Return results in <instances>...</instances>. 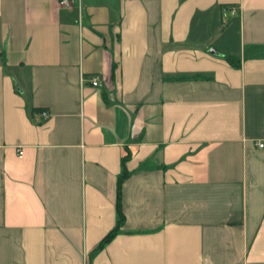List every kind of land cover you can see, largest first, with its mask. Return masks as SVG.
<instances>
[{
    "label": "crops",
    "instance_id": "0c3cea01",
    "mask_svg": "<svg viewBox=\"0 0 264 264\" xmlns=\"http://www.w3.org/2000/svg\"><path fill=\"white\" fill-rule=\"evenodd\" d=\"M260 144L264 0H0V264H264Z\"/></svg>",
    "mask_w": 264,
    "mask_h": 264
},
{
    "label": "trees",
    "instance_id": "16d2710c",
    "mask_svg": "<svg viewBox=\"0 0 264 264\" xmlns=\"http://www.w3.org/2000/svg\"><path fill=\"white\" fill-rule=\"evenodd\" d=\"M127 176L126 172L123 173V176H121V178L119 179V198H118V202H117V211H118V215H119V218H118V222H117V225L116 227L111 231L109 232L103 239L102 241L100 242V245H99V249L103 248L106 244H108L120 231L121 229V226L123 224V220H124V215H123V212H122V207H121V199H120V189H121V184L124 180V178Z\"/></svg>",
    "mask_w": 264,
    "mask_h": 264
},
{
    "label": "built area",
    "instance_id": "2783aa9c",
    "mask_svg": "<svg viewBox=\"0 0 264 264\" xmlns=\"http://www.w3.org/2000/svg\"><path fill=\"white\" fill-rule=\"evenodd\" d=\"M79 0H60V5L64 8H72L73 6H75V4L78 2ZM223 14L225 16H230V17H237L240 15V9L236 8V7H225L223 9ZM91 83L94 87L100 86V79L99 77L95 76L91 78ZM43 115L47 116V113H44ZM260 147H263V144L259 145ZM20 155L22 154V152L19 153Z\"/></svg>",
    "mask_w": 264,
    "mask_h": 264
},
{
    "label": "water",
    "instance_id": "95a60500",
    "mask_svg": "<svg viewBox=\"0 0 264 264\" xmlns=\"http://www.w3.org/2000/svg\"><path fill=\"white\" fill-rule=\"evenodd\" d=\"M210 52H212V53H217V52H216L215 50H213V49H212V50H210Z\"/></svg>",
    "mask_w": 264,
    "mask_h": 264
}]
</instances>
